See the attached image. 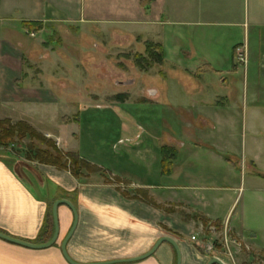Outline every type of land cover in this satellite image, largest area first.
Wrapping results in <instances>:
<instances>
[{"label": "crops", "instance_id": "0c3cea01", "mask_svg": "<svg viewBox=\"0 0 264 264\" xmlns=\"http://www.w3.org/2000/svg\"><path fill=\"white\" fill-rule=\"evenodd\" d=\"M143 1L0 0V120L26 122L101 170L76 179L70 172L48 166L20 164L18 169L10 164V155L0 150V233L46 244L38 239L49 210L58 200H68L77 210L78 224L67 251L78 264L138 258L166 237L180 246L182 264H208L212 258L225 264L243 263L252 253H264V248L256 243L257 233L246 229L245 211L241 221L232 224L238 172L226 152L216 147L219 123L212 114L215 109L231 112L239 108L232 89L237 68L235 73L226 71L238 48L246 51L249 60L244 66L245 80L252 76L264 81V60L257 73L250 75L247 70L258 62L256 52L251 53L255 45L250 41V28L255 31L254 41L261 40L264 0H153L148 9ZM24 23L43 27L29 33ZM63 31H75L81 38L95 31L123 36L129 42H142L145 52L148 42L160 45L164 64L145 75L167 81L164 68L170 67L174 80L187 77L201 84L183 92L171 91L166 84L148 91L152 105L174 108L178 114L175 127L163 120L161 134L157 126L144 130L128 120L118 124L113 141L108 133L107 142L103 140L99 147L92 125L108 117L90 116L89 112L110 113L111 119H119V107L94 104L91 109L78 108L73 99H59L68 95L67 90L60 93L55 82L65 75L51 68L58 58V48L52 45L53 34ZM229 73L230 81L225 77ZM217 86H224L226 93L217 94ZM259 89L258 126L264 121V89ZM220 125L231 127L232 123ZM167 127H173L172 133ZM107 129L111 130L108 124ZM138 136L137 144H120ZM221 143L227 141L220 139ZM164 147L177 154L169 175L162 169ZM215 165L221 170L214 171ZM58 214L60 234L53 247L33 250L0 239V264H69L61 249L75 217L67 205H61ZM225 226L237 242V262L219 247L207 253L206 248L220 239ZM121 264H177V254L172 245L163 243L151 257Z\"/></svg>", "mask_w": 264, "mask_h": 264}, {"label": "rangeland", "instance_id": "374dc122", "mask_svg": "<svg viewBox=\"0 0 264 264\" xmlns=\"http://www.w3.org/2000/svg\"><path fill=\"white\" fill-rule=\"evenodd\" d=\"M254 38V28H250V41L252 45H255V50L251 53L253 54L256 52L255 58H257L258 61L253 64V66L252 63L249 67L247 66V70L248 68L250 70V75L255 72L257 73L256 69H260V62L264 60L262 57L264 55V33L262 39L258 40V42L254 41ZM46 40L50 42L48 38ZM79 41L80 43L78 44ZM143 45L142 42H129L128 39L123 36L114 37L112 34L104 35L98 31H95L92 36L88 35L83 38L75 34V31L71 33L69 31H63L58 35L53 34L52 46L58 48L57 50L59 53L57 50H54L57 51V55L55 54V56L58 58L57 63L53 61L56 65L51 66V68H53L57 74L65 75L64 80L55 82L58 90H64H59V92L64 94L65 90H67L66 94L69 96V98L68 96H59V99H73L78 108L87 106V109H91L94 104L102 106L117 104L119 107V119L115 117L111 119L112 116H110V113H106L104 116V114L93 110L89 112L90 116H96L98 114L99 117H108V119L98 120L96 122L97 124L94 126L92 125V131L98 134L97 142H100L99 147L103 146V140L108 133H111V137L109 138L113 141V135L119 133V129H117L119 128L118 124L128 123V120H132L137 126H141L144 130L150 129L152 125H154V127L157 126L161 134V126L165 124L163 120H166L169 126L172 125L175 127V118L178 114L174 108L164 109V107L152 105L147 100V98L150 97L148 91L152 88L160 89L164 86L163 84H166L165 86L171 91L177 88L179 91L183 92L184 90L195 88L199 83L201 84V82L187 77H178L174 80L175 77L171 74L173 72L170 67L164 68V72H167L169 77L167 81L155 75H145L146 72L140 70L135 60L136 55L143 53L145 55V46ZM48 48L50 49L51 45H48ZM258 51H260L259 57ZM234 57V62L232 61L226 71L235 73V67L237 68V75H233L236 81L232 85V89L236 92L239 108L232 107L233 111L231 112L226 111L225 108H221L222 110L215 109V113H211L212 115H216L213 116L215 117L213 120L219 123H216L218 127L215 136L217 140L216 147L226 152L227 160L229 162L231 161V163L236 166V171L238 172L236 173L237 177L234 180L235 183L233 186V189H235L233 190L234 200L238 198V201L234 209V214L232 215V224L241 221L243 212L245 211L243 216L245 217L246 229L257 233L258 238L256 243L264 248V121L261 123L259 122L258 126V97L256 96L258 90H260L259 88L264 89V81L261 82L250 76L247 82V80H245V67L239 63L236 56ZM155 68H158V65L149 69L147 74L154 73ZM38 71L42 72L41 69ZM225 77H228L230 81L232 74H226ZM41 84L43 86L44 82H41ZM76 90L81 94V97H79ZM80 90L82 91L80 92ZM217 90V94L219 93V95H224L223 92L226 91L224 90V86H217ZM71 92L75 96H73ZM119 95H128V98L126 101L120 102L116 100V97ZM224 101L225 99L223 98L222 102ZM64 120L65 118H62V121ZM225 122H231L232 126L223 127L220 125ZM106 124L111 127V130H104ZM167 128L166 131L172 133L173 127L170 129L169 127ZM35 130L44 136L45 142L31 140L30 138H26L23 141H18L16 139L14 145L8 148H0L2 152L6 151L3 152V155H10V164L18 169L20 164L21 166L24 164L33 167L34 165L39 167L48 166L60 171L70 172L69 169L74 168L73 160L66 157V154L73 152L65 150L62 145L60 146L52 137H48L37 129ZM220 139H225L227 143L218 144ZM49 142L55 143L56 148L62 153L60 163L64 168L60 169L56 166L43 164L36 159H30V153L28 152L32 145L41 151H49L52 154H56L49 147ZM106 142L107 141H105V143ZM111 146L110 144V147ZM110 151L112 152V148H110ZM249 168L253 169V172L250 173L248 170ZM217 170L220 171L221 169L218 165H215L214 171ZM81 172L84 173V175H91L87 170ZM50 209L53 210V208ZM217 247L219 246L217 245ZM234 248L235 247L232 248V255L233 259L237 262V258L239 259V257H237L238 255L235 253ZM252 254L253 255L247 257L243 263L237 264H264V253L258 255Z\"/></svg>", "mask_w": 264, "mask_h": 264}, {"label": "trees", "instance_id": "16d2710c", "mask_svg": "<svg viewBox=\"0 0 264 264\" xmlns=\"http://www.w3.org/2000/svg\"><path fill=\"white\" fill-rule=\"evenodd\" d=\"M153 0H144L143 4L146 9L149 8ZM24 27L29 31V33L37 32L42 29L43 25L40 23H24ZM136 63L140 70L143 72H148L149 69H152L153 66L158 65L162 66L164 64V53L160 45L148 42L146 44L145 55L138 54L135 56ZM128 95H119L116 97V100L120 102L126 101ZM26 138L31 140H39L45 142L44 136L39 134L33 127H31L26 122H19L13 124L10 120H0V148H8L15 144L16 139L18 141H23ZM49 147L56 153L52 154L49 151H41L36 149L34 145L30 146L29 152L30 159H36L43 164L56 166L58 168H64L61 166L62 153L56 148L55 143H48ZM162 153V169L165 175H169L172 171L173 161L176 159L175 149L164 147L161 150ZM65 155V154H64ZM66 157L73 160V169H69L73 177L80 179L84 176V173L81 171L87 170L91 174L99 173L101 170L92 166L90 163L81 159L78 154L68 153ZM66 167V166H65ZM91 168V170H90ZM66 170V169H64ZM52 209H50L48 214V220L45 226V229L42 231L38 241L48 243L53 238L55 231L54 220Z\"/></svg>", "mask_w": 264, "mask_h": 264}, {"label": "water", "instance_id": "95a60500", "mask_svg": "<svg viewBox=\"0 0 264 264\" xmlns=\"http://www.w3.org/2000/svg\"><path fill=\"white\" fill-rule=\"evenodd\" d=\"M61 205H67L70 207V209L72 210L74 217H75V221H74V225L73 228L71 230V232L69 233L68 237L65 239V241L62 244V254L64 256V258L66 259V261L69 264H78L76 263L74 260H72V258L69 256L68 251H67V244L69 242V240L71 239V237L73 236L77 224H78V213L77 210L75 209L74 205L68 201V200H58L57 202H55V204L53 205V210H52V214H53V220H54V226H55V231H54V235L53 238L51 239L50 242L46 243V244H40V245H36V244H32L29 242H25V241H21V240H17L14 238H11L5 234H1L0 233V239L7 241L9 243L18 245V246H22L25 248H29V249H33V250H43V249H48L53 247L59 239V234H60V222H59V214H58V210L59 207ZM163 243H168L170 245H172L176 251L177 254V264H182V252L180 249V246L178 245V243L176 242L175 239H173L172 237H166V238H162L161 240H159L157 242V244L154 246L153 250L151 252H149L148 254L138 257V258H134L131 260H124V261H113V262H107V263H101V264H121V263H134V262H138L141 260H144L148 257H151L159 248L160 245H162ZM208 264H225L224 262H222L220 259L218 258H212L210 260V262Z\"/></svg>", "mask_w": 264, "mask_h": 264}, {"label": "built area", "instance_id": "2783aa9c", "mask_svg": "<svg viewBox=\"0 0 264 264\" xmlns=\"http://www.w3.org/2000/svg\"><path fill=\"white\" fill-rule=\"evenodd\" d=\"M236 58L239 61V63L242 64L243 66L247 65V54L243 48H238L236 50ZM139 138L140 136H138L136 139H123L120 141V144H137ZM193 240H195L194 237ZM217 245L223 249L225 255H227L229 258L233 260L232 248L237 245V242L234 239H232V237L230 236V232L228 231L227 226H225V229L223 230L220 239L216 240L214 244H211L206 248L207 253H214L217 249Z\"/></svg>", "mask_w": 264, "mask_h": 264}]
</instances>
